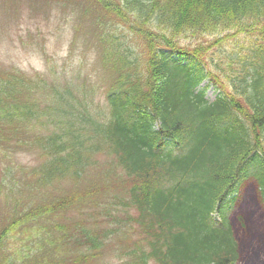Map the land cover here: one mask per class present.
Segmentation results:
<instances>
[{"label": "trees", "instance_id": "16d2710c", "mask_svg": "<svg viewBox=\"0 0 264 264\" xmlns=\"http://www.w3.org/2000/svg\"><path fill=\"white\" fill-rule=\"evenodd\" d=\"M91 2L102 29L108 16L142 41L144 67L125 42L103 34L105 105L84 83L30 81L0 68V158L25 145L42 159L34 181L1 170L12 202L0 264H91L114 239L124 248L119 264H242L241 252L255 264L264 231L254 211L237 209L252 185L264 216V0ZM200 35L215 37L212 45L182 47L181 38ZM243 35L248 42L228 49L225 63L208 54ZM205 80L218 91L212 102ZM96 155L111 157L109 168ZM98 166L112 195L98 183L83 195L23 205ZM77 204L80 215L55 219Z\"/></svg>", "mask_w": 264, "mask_h": 264}, {"label": "rangeland", "instance_id": "374dc122", "mask_svg": "<svg viewBox=\"0 0 264 264\" xmlns=\"http://www.w3.org/2000/svg\"><path fill=\"white\" fill-rule=\"evenodd\" d=\"M116 1L112 0V2ZM100 14H102L101 11L95 7L91 0H0V68L2 72L10 73L15 72L12 69L18 70L30 81L44 79L49 84H52V80L54 83L61 84L64 81H70L72 86H79L82 90L84 83L94 91V103L105 105L111 77L100 62L103 34H114L119 41L125 42L131 47L134 55L140 56L138 64L140 69L144 67L145 50L142 41L137 36L116 20L109 19L108 16H103L104 23L108 27L102 29L103 27L98 23V18L101 19ZM214 38L200 35V37L190 39L181 38L180 42L182 47L192 46L191 44L199 42H205V46L208 47L212 45ZM230 42L231 46L222 53L217 46L208 50V54H211L215 63L221 61L225 63V52L228 49L229 54L232 53V50L238 51L237 43H247L248 39L243 35L230 39ZM221 67L224 68V65H220ZM226 68L228 67L226 66ZM221 74L224 73L221 72ZM207 84H210L209 80H206L202 86ZM217 94L218 92L210 84L206 98L212 102ZM20 96L23 99L22 94ZM34 97L44 99L40 94ZM24 146L20 145L19 149L15 150L16 152H9L8 161L4 162L0 158V226L6 224L11 216V209L6 205V201L12 202V198L7 199L5 188L1 189V179L4 178L3 172H1L2 168L7 166L11 171L13 170L11 176L14 179H17L18 176L21 178L23 170L25 176L21 179L24 182L34 181L35 177L31 173L42 162L40 151L31 149L30 146ZM2 149L3 147L0 148V152L4 154ZM10 150L12 151V149ZM95 158L107 168H109V162H112V158L106 157V155H96ZM98 183L100 186L104 184L106 195L107 193L112 195L115 192L113 187L107 188V183L103 177L101 178L98 166L92 168L89 171V176L85 179L82 177L78 181L69 179L56 181L40 194L25 198L22 203L25 205L28 201L36 198L48 202L76 192H81L80 195H83L86 193L83 189L91 186L98 187ZM117 187L119 186L117 185ZM256 197L257 193L254 187L248 185L237 212L254 211L255 219L260 224L261 230L264 231L263 211L257 204ZM80 203H83V200ZM72 208L76 209L67 208L65 213L56 216L55 219L59 222L73 219L83 211V204H77ZM263 236L260 238L259 260L256 259L257 256H254L255 264H262L263 261ZM107 245V249L91 264H95L96 261L99 264H119L121 262L122 259L119 257L121 248L122 250L124 248L121 247L118 240L114 239ZM250 255L245 258L244 253L241 252L240 261L242 264H247Z\"/></svg>", "mask_w": 264, "mask_h": 264}]
</instances>
